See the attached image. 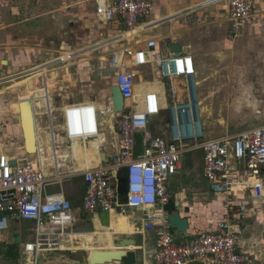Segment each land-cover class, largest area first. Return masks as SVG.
<instances>
[{
    "label": "built area",
    "instance_id": "2783aa9c",
    "mask_svg": "<svg viewBox=\"0 0 264 264\" xmlns=\"http://www.w3.org/2000/svg\"><path fill=\"white\" fill-rule=\"evenodd\" d=\"M228 3L231 33L238 38L261 14L250 0ZM153 9V0H117L111 4L105 0L97 4L95 14L101 23H118L129 35L146 25ZM129 39L133 45L113 60L115 69L124 68L116 79L124 98L123 112L115 114L112 98L106 112H99L94 105L70 106L64 109L61 120L53 118L52 108L47 106V135L43 138L42 134L36 157L11 159L1 153L0 231L8 228L11 219L34 223V238L24 247L27 261L33 264H38L43 254L62 251V246L72 241L76 224L73 204L63 186L82 178L86 185L83 213L91 220L98 212H108L135 222V235L153 236L151 264H255L251 254L238 248L243 235L238 218L246 208L235 206L233 199L248 187L258 198L263 196L264 126L207 140L193 57L163 55L156 40L144 42L137 34ZM170 45L166 39V48ZM147 67L153 73L143 75L141 70ZM142 80L164 88L166 108L159 106L157 94H138ZM108 116L115 120L117 146H111L105 163L99 157L94 166L90 148L101 140V119ZM161 116L164 119L156 135L152 121ZM139 136L142 149L137 155ZM77 145L82 156L75 151ZM197 152L203 154L204 178L212 194L223 199L224 216L218 232L186 241L170 227L168 207L174 193L167 184L179 175L185 157ZM236 167H243L250 177L243 182L232 181ZM55 186L61 191L49 194L48 189Z\"/></svg>",
    "mask_w": 264,
    "mask_h": 264
},
{
    "label": "crops",
    "instance_id": "0c3cea01",
    "mask_svg": "<svg viewBox=\"0 0 264 264\" xmlns=\"http://www.w3.org/2000/svg\"><path fill=\"white\" fill-rule=\"evenodd\" d=\"M28 1L0 0V83H3L0 87L9 85L5 89H0V94L4 90L15 92L9 96L8 100L14 104L11 105L17 110L15 114L17 113L20 120L21 139L24 143L23 146L18 147L15 151L8 150L5 145L0 143V147H2L0 155L4 153L11 159L23 157L24 155L36 157L27 153L25 131L22 127V110H20L23 105L21 104L26 102L32 105L37 134L40 127L43 138L44 135L45 137L47 135L46 126L49 118L45 116L42 109L45 110L47 106L52 108L53 118L56 117L59 120H61L60 116L64 109L70 106L94 105L99 112H106L110 109L111 90L116 86V81L112 83L111 76H105L104 70L102 75L100 72L91 69L90 63L97 58L114 60L116 55L120 57L124 49L133 45L132 43L134 42H131L129 37L134 34H137V39L144 42L151 39L156 40L159 44V53L163 55L174 54L170 50L171 46H178L180 48L179 54L191 55L197 72L199 88L201 85H206L208 81L205 76L208 74L210 62L216 59L226 60L230 56L232 57L233 54L236 56L239 52L235 44L239 43V41L234 42L233 39L237 40L241 35L238 38H234L231 33L228 21V0H154V9L146 25L129 35L120 29L121 25H118V23L103 25V23L98 21L95 14L97 4H102L105 0H72V5L68 7L70 9L82 5L89 7V2H95L96 8L91 12L93 19L97 23L94 26L87 25L86 21L67 26L65 22L60 24L53 20H48L46 17L50 16L49 18L55 19V14L62 10L60 2L57 0L50 2L49 6H47L46 0H34L35 4L33 6H36L35 10L39 14L41 12L44 14L36 18H27L25 13L27 14L28 12H26V7L29 5L27 4ZM106 1L111 4L117 0ZM250 1L261 16L253 25L249 26L250 28L244 30V35L260 37L264 34V0ZM97 25L98 27L102 26L104 29L102 34H100L101 40L95 43L93 42L95 41L94 37L86 38L81 36L83 33H93L91 29L95 27V31ZM48 30H51L49 32L53 35L52 37L47 38ZM38 35L41 36L39 37ZM37 38L40 39V42L36 44ZM166 39H169L171 43L169 48L165 46ZM103 56L105 58H102ZM118 62L122 63V59ZM38 68H40L39 71H36L35 69ZM123 69L116 71V76ZM141 72L143 75L144 73H153L151 67L143 68ZM155 74L156 69L154 67V79L157 80ZM51 75L61 76L63 80L54 81V79H51ZM67 77H70V80H66ZM198 77L201 79L198 80ZM137 92L141 96L144 94L154 95L155 93L159 96V106L161 108L167 107L164 88L160 84H146L142 80ZM199 95L202 117L208 116L207 110L209 107L207 103L212 97L211 93L208 92V85H206L202 93L199 92ZM32 98L33 101L30 100ZM106 100L109 102V106L104 111ZM33 103L37 106L42 104L39 106L41 109L39 113L38 110L34 109ZM39 114L41 115L40 120H38ZM44 117H46V120ZM53 122L56 124V121L53 120ZM101 123L103 126L101 129V140L92 144L89 153V158L94 166L99 162V157L105 163L110 156L111 146H117L115 120L108 116V120L104 117L101 119ZM219 137L223 136L209 137L207 140ZM104 140H106L107 144H105ZM38 145L41 146L39 139ZM75 151L79 156H82L78 145ZM188 155L191 158L188 159ZM188 155L183 161L182 170L178 176H189L192 170V161L196 157L200 158L203 156L201 152ZM186 159L188 160L187 163H189L186 170H184ZM202 165L203 175L200 184L204 189L202 201L205 203L200 202L198 205L195 203L193 211L186 212V216L190 219V230L188 231L190 237L187 239L204 233L218 232V224L224 216L222 214L223 199L213 195L210 186L207 192V186L203 183L206 180L204 178V163ZM249 177L248 172L243 167H236L231 175V180L243 182ZM70 187L73 197L69 199L74 208L76 206L75 202L80 198L82 199L81 206L78 209H74L76 217L75 212H83L82 206L86 194V185L82 178H78L70 182ZM74 195L78 196L79 199H76ZM233 200L238 208H246V211L242 212L238 218L243 232V235L238 239V248L242 253L251 254L256 259L255 264H264V234L262 235L263 237L261 235L259 237L253 235L249 238L247 235L248 230L245 227L249 220L253 218L260 220V217L264 216V191L262 198H258L256 191L248 187V190L239 193ZM172 205L174 206V200ZM173 206H169L168 209L173 208ZM78 221L79 218L76 217V222ZM24 223L29 222L11 219L8 228L0 231V264H33L27 261L28 256L25 254L24 247L33 240L34 235L27 239L23 231ZM94 225L96 230L102 233L99 237V243L101 244L97 247L104 248V251L118 250L113 244L115 236L135 234L134 231L113 232L105 229L99 224L98 220L94 221ZM136 236L143 238V243L139 244L140 248L137 250L138 264H151V257L155 251L153 238H151L150 234ZM149 243H153L154 247L149 246ZM130 250L134 251L135 249L131 248ZM73 254H76V252H73ZM62 258H65V256H62ZM50 264H53V262H50ZM62 264H87V261L75 262L72 259H65Z\"/></svg>",
    "mask_w": 264,
    "mask_h": 264
},
{
    "label": "rangeland",
    "instance_id": "374dc122",
    "mask_svg": "<svg viewBox=\"0 0 264 264\" xmlns=\"http://www.w3.org/2000/svg\"><path fill=\"white\" fill-rule=\"evenodd\" d=\"M52 1L53 0H46V4L48 3L47 6H49V3ZM57 1L60 2L59 4L62 10L55 14V19L49 18L50 16L46 17L48 20H53L54 22L60 24H63L65 22L67 26H70L71 24H79L82 21H86L87 25L89 26H94V24H97L95 19H93L91 13L96 8L95 2H89V7H86V5H82L70 9L68 7L72 5V0ZM27 4H29L26 7V12H28L27 14L25 13V17L36 18L37 16L44 14L43 12L39 14V12L35 10L36 6H33L35 4L34 0H29ZM94 29H91L93 30V33H83L81 36H85L86 38L94 37L95 41L93 42L96 43L97 41L101 40L100 34H102L104 29L102 26L98 27V25L96 26L95 31ZM49 31L51 30H48L47 38L53 36ZM60 31H62V29H60ZM244 33L245 32H243L237 40L233 39L234 42L239 41V43H235L239 50L236 56H234L233 54L232 57L230 56V58L226 60L216 59L209 64L208 74L205 77L208 78L206 85H208V92L211 93L212 96L207 103L209 107L207 112L208 116L210 117H208L207 115L203 117L204 131L206 133L207 139H209V137L225 136L228 133H239L250 127L264 126V34L260 37H256L253 35H244ZM243 35L244 37L241 38ZM38 36L40 37L41 35ZM37 42L39 43L40 39L37 38L36 44ZM102 58H105V56H103ZM90 64V68L94 69V71L100 72L102 75L104 73L105 76L110 75L112 83L116 81V71L118 70L113 67L114 61L112 59L101 60L97 58ZM39 69L40 68L35 70L39 71ZM144 75H147V73H144ZM51 79H54V81L59 79L60 81L63 80L61 76L56 77L52 75ZM200 79L201 78L198 77V80ZM66 80H70V77H67ZM1 84L3 83H0V85ZM206 85H201V87L199 88L200 93L205 90ZM8 86L9 85H2L0 89H5ZM14 93L15 92L4 90L3 93L0 94V143L5 145L8 150L15 151L18 147L23 146L24 143L21 139L22 131L20 128V120L17 113L15 114L17 110L16 108L12 107V105L14 104H12V102L8 100L9 96L13 95ZM30 100L33 101V98ZM41 105L42 104H40L39 106ZM105 105L106 107L104 108V111H106L109 106V102L107 100L105 102ZM40 110L41 109L38 108V113L40 112ZM42 111H44V109H42ZM40 116L41 115L39 114L38 120H40ZM44 118L46 120V117ZM158 118L159 119L155 118L152 121L154 133L156 135H159L161 119L163 121L164 117L161 116ZM105 119L108 120V117H106ZM38 139L40 140L42 145V135L40 127ZM1 148L2 147H0V151ZM202 157H196L194 161H192L193 165L191 164L192 170L191 173H189V176H176L171 179V183L167 184V186L173 193L179 191V185H182L183 187L188 189L187 194L192 205H195V203L198 205L200 202H203L202 200L204 198V189L200 184L203 175ZM187 158L189 159L191 158V156L188 155ZM187 161L188 160L186 159L184 162V170H186L188 166L189 162L187 163ZM203 183L207 186L208 192L209 184L205 181ZM60 191L61 188L59 186L50 187L48 189L49 194H54ZM64 191L67 198L72 199L73 195H71L72 190L70 187V183L64 186ZM75 198L79 199L78 196H75ZM81 200L82 199L80 198L75 202L76 209L81 206ZM222 211V214L224 215V210ZM75 214L76 217L79 218V221L76 222L72 231L75 234L97 233L94 236V243L95 246H100V232L96 230V226L94 224H88V220L92 219L91 216H86L83 212H75ZM133 223L135 222L131 221V225L135 229ZM245 227L248 230L247 235L249 238L253 235H257V237H259L260 235L262 236L264 234V216L260 217V220L253 218L245 224ZM34 228V223H24L23 231L27 239H30L31 236L34 235ZM151 238H153L152 235ZM134 239L138 242V244L143 243V238L140 236H137ZM184 240L189 239L184 238ZM76 243L79 244V242L77 241ZM80 245L81 243L77 246L79 247ZM149 246L152 247L153 243H149ZM71 247L72 246H70V248ZM134 249L138 250L136 248ZM73 252L75 253V251H55L50 254H43L40 258L39 264H50V262H53V264L54 262L55 264H62V261L65 259H72L75 262H86L89 253L82 250L76 251V254H73ZM62 256H65V258H62Z\"/></svg>",
    "mask_w": 264,
    "mask_h": 264
},
{
    "label": "water",
    "instance_id": "95a60500",
    "mask_svg": "<svg viewBox=\"0 0 264 264\" xmlns=\"http://www.w3.org/2000/svg\"><path fill=\"white\" fill-rule=\"evenodd\" d=\"M108 25V24H103ZM110 25V24H109ZM123 30V27L120 28ZM171 52L179 53L178 46H171ZM113 108L115 114H119L124 110V98L120 89L114 86L111 90ZM142 138H137V155L141 152ZM30 154V153H29ZM188 189L179 185V191L174 193V206L169 209V224L172 230L184 237L189 238L190 234V219L186 216V212L193 211L194 205L191 204L188 198ZM98 220L99 224L108 229L111 226V215L108 212H98L93 217L92 223ZM250 221V220H249ZM248 223V222H247ZM136 235L122 236V238H115L113 243L117 251L111 252H94L87 258V264H138L137 250H130L131 248L139 249L140 245L134 239ZM190 264H205L204 262H192Z\"/></svg>",
    "mask_w": 264,
    "mask_h": 264
},
{
    "label": "bare ground",
    "instance_id": "6f19581e",
    "mask_svg": "<svg viewBox=\"0 0 264 264\" xmlns=\"http://www.w3.org/2000/svg\"><path fill=\"white\" fill-rule=\"evenodd\" d=\"M5 65H6V63H5ZM21 105H23L22 109H20V110H22V118H23V126L22 127L25 131L27 153L35 155L38 152V149L40 147L38 145V139H37L38 134H37V125H36L35 119H34L35 114L33 115L32 105L30 103L28 104L25 102ZM33 106H34V109L38 110L39 104H38V106L36 104H34ZM108 230H111L113 232L134 231L136 234V229H134L132 227L130 219L128 217L121 216V215H118L115 213H113L111 215V226H110V228H108ZM95 234H97V233H78V234L74 233L72 235V238H73L72 241L66 242V244H64L62 246V251H71V252L75 251L76 252V251L82 250V251L87 252L89 254H92L94 252H111V251H104L103 250L104 248L101 249V248H98L97 246H95V243H94L95 242V238H94ZM100 234H102V233H100ZM122 236H131V235H118L115 237H122ZM76 241L79 242V244L81 243V245L79 247L77 246L79 244H77ZM70 246H72V247L70 248ZM112 251H114V250H112Z\"/></svg>",
    "mask_w": 264,
    "mask_h": 264
},
{
    "label": "flooded vegetation",
    "instance_id": "af4514ba",
    "mask_svg": "<svg viewBox=\"0 0 264 264\" xmlns=\"http://www.w3.org/2000/svg\"><path fill=\"white\" fill-rule=\"evenodd\" d=\"M172 203H173V201H172ZM172 203L170 204L171 207L173 206ZM88 224H93V223L91 220H88Z\"/></svg>",
    "mask_w": 264,
    "mask_h": 264
}]
</instances>
